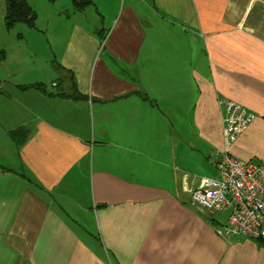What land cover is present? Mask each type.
Masks as SVG:
<instances>
[{"label":"crops","instance_id":"0c3cea01","mask_svg":"<svg viewBox=\"0 0 264 264\" xmlns=\"http://www.w3.org/2000/svg\"><path fill=\"white\" fill-rule=\"evenodd\" d=\"M32 30L53 61L0 87V264H264L190 198L225 101L254 114L230 155L264 163V0H69Z\"/></svg>","mask_w":264,"mask_h":264},{"label":"built area","instance_id":"2783aa9c","mask_svg":"<svg viewBox=\"0 0 264 264\" xmlns=\"http://www.w3.org/2000/svg\"><path fill=\"white\" fill-rule=\"evenodd\" d=\"M253 118L242 105L225 101L223 151L214 155V175L200 178L190 193L191 201L202 208L227 213L225 222L214 227L219 236L264 240V163L242 161L229 153L231 144Z\"/></svg>","mask_w":264,"mask_h":264},{"label":"rangeland","instance_id":"374dc122","mask_svg":"<svg viewBox=\"0 0 264 264\" xmlns=\"http://www.w3.org/2000/svg\"><path fill=\"white\" fill-rule=\"evenodd\" d=\"M28 3L39 15L41 23L48 14L60 8L64 9L69 0H56L55 3L48 0H28ZM4 11V0H0V50L4 51L5 56L3 64H0V87L4 93L16 95L17 93L10 89V84L22 83L20 80L24 79L28 72L37 74L48 70L53 60L50 61L48 57V39L44 37L45 33H37L23 24L6 29L3 23ZM49 54L54 59L51 55H55V51Z\"/></svg>","mask_w":264,"mask_h":264},{"label":"trees","instance_id":"16d2710c","mask_svg":"<svg viewBox=\"0 0 264 264\" xmlns=\"http://www.w3.org/2000/svg\"><path fill=\"white\" fill-rule=\"evenodd\" d=\"M54 2L55 0H48ZM72 7L75 11L84 9L87 5L91 4V0H71ZM5 11L3 16V23L6 29H10L17 24H23L29 29H36V12L30 7L27 0H4ZM4 51L0 50V61L4 59ZM56 69H60L59 66H54ZM23 89L35 88L44 90L43 84L34 83L21 86ZM74 90V88H73ZM71 93L70 96L81 97L79 94ZM62 95V94H60ZM144 99H148L147 96H142Z\"/></svg>","mask_w":264,"mask_h":264}]
</instances>
